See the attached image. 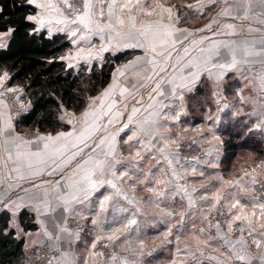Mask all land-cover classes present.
I'll return each instance as SVG.
<instances>
[{"label":"snow or ice","instance_id":"snow-or-ice-1","mask_svg":"<svg viewBox=\"0 0 264 264\" xmlns=\"http://www.w3.org/2000/svg\"><path fill=\"white\" fill-rule=\"evenodd\" d=\"M28 5L34 6L38 11L35 14H29L24 19L25 21L35 25L30 34L38 33L42 29L47 28L51 34L53 25H63L64 27L58 28V31L69 30L71 32V38H75L81 29H69L70 24L80 25L83 29L93 35H100L101 40L104 39V33L107 31L110 33L107 37L108 43L102 44L96 51L91 48L81 47L78 50L77 57L86 61L92 59H102V54L108 51L112 45V41L117 40L116 48H142L145 51V57H137L134 62H130L125 65V69L135 68L142 62L150 65L154 75L165 73L168 75V68L176 70L178 73L173 72L170 78L165 80L161 77L156 81L155 86L150 89V92L156 93L158 96L165 97V99L171 98L173 101H181L179 104H165L163 101L149 104V115L146 116L143 121H133V117L140 111L138 107H133L131 114L127 116V122L120 125L115 131H110L108 126L113 125L115 121L122 115L120 112H113L116 102L113 100L107 106V111H104V102L109 97L113 96L118 88L116 83V77H113V84L106 89L101 97L95 98L93 104L99 102L100 107L94 108L92 104L89 105V109L84 111L77 119L75 116H70L67 123L73 125V131L59 132L56 135H39L37 134L34 139H26L22 136L16 135L15 129L12 124V117L5 116L0 112V137H3L4 151L7 153L6 158L3 160V169L6 171L0 173V183L5 180L11 181L12 177L10 173H16L15 179L17 181H29L32 188L41 189L43 185H52V191L56 195L50 199V192L48 188H43L42 196L37 195L33 197L36 200L34 205L35 211L38 216L47 215L49 213L60 212L59 217L53 216L52 220L55 228L60 233H66L67 235L62 237L60 235L53 236L44 224L43 220L38 222L41 224V228L44 235L54 240L52 250L59 252L58 257L59 264H70V253L61 251L58 246V242L62 239L71 246L72 243L80 239V226H77V230L73 231L68 227L67 221L69 218H86L82 217L80 212H74L73 209L76 205H84L90 207L91 198L99 192V190L107 184L114 189V195L121 197L135 208V211H130L128 207L120 206L118 203L113 202V195L101 194L97 197V207L92 212L91 223L94 226L92 231L99 233L105 232V237L96 235L92 241L91 248L95 249L97 243L102 239H108L112 241L113 245L117 241H122V238L130 236L139 237L141 231V224L145 226L151 223L155 226L157 223L166 224L167 228L164 232L160 233L167 239L168 236L173 234L175 229L177 232L188 231L184 227L185 213L181 212L179 218L175 223L170 221L173 219L172 211L165 207H161V204L165 199H174L175 193H182L181 199H187L188 209H192L196 206V200L193 198V194L200 192V200L208 202L213 201L212 207L215 208L217 204H221V201H225V194H221L216 184L204 185L202 184L201 190L193 188L190 192L185 183H180L183 179L180 172L175 165H180L181 169L188 172L189 169H185L184 165L180 162L179 141L185 138L180 135V118L182 114H186L184 111V93L194 91L196 84L198 83L201 75L207 73L211 78L215 76L217 84L222 81L225 75L233 70L241 73V78L246 69H252L257 63L261 65L258 71L253 73V80L256 82L253 90L258 92L259 100L248 101L242 95V89L237 90L241 103L250 102L254 105L259 103L260 108H264V38L260 41V46L257 47L256 41L245 40L242 45L237 44L235 40H220L212 39L213 36H235L238 35L237 23H229L227 21H249L247 25L248 33L264 31L262 28H256L250 20L251 12V0H232L231 4L229 0H208V4L205 5L203 0H198L197 5L188 4L187 8H196L198 12H203L206 6H215L219 3H223L225 6L221 8L216 17H213L212 21L202 29H198L196 32L189 31L187 29H181L176 27L181 22L179 15L177 14L176 6H165L160 0H108L106 11L102 6L105 0H82V9L77 7L75 0H26ZM259 5L264 8V0H258ZM64 7L71 9V14L66 15ZM180 7H185L181 5ZM256 15L255 23L264 25V11L258 12ZM153 17L156 19H143L138 17ZM224 21L223 23L221 21ZM215 26V27H213ZM15 29L9 28L6 32H0V40H3L5 36H10ZM205 33L196 38L198 33ZM114 33L115 35H111ZM211 33V36L208 35ZM79 39L89 42L88 35H81ZM187 41V44L185 43ZM72 43L76 44L77 40L72 39ZM179 45V49H177ZM207 45V46H205ZM3 43H0V47H4ZM172 50H176L175 63L170 64L169 61L173 59ZM181 50L183 55H181ZM193 53H196L193 55ZM159 56L163 62H158L155 57ZM185 69H188L185 74ZM147 71V69H145ZM117 73L124 75V71L117 69ZM140 75L139 72L136 73ZM8 79V73L5 72L0 76V89L7 92H16L19 89L6 87L5 80ZM146 80H153L154 76L149 75L145 77ZM163 84L170 85V90L165 95V91L162 88ZM144 87L145 85H141ZM121 97L125 96V93H129L127 88H120ZM0 95H3V91H0ZM213 95L218 97L217 104L220 103L219 94L214 92ZM3 101H0L2 104ZM139 103V101H137ZM31 107L21 105V109L27 112ZM62 107V106H61ZM233 108V116L247 115L261 117L260 123L256 124V128H261L264 125V113L258 112L255 108L250 113H243V110L235 109V106L224 103L218 107L217 114L215 116L209 115L206 117L208 124H199L192 127V131L197 132L206 128L207 135L201 134L199 139H192L193 144H203L205 142L211 143L216 141L217 144L204 149L203 154L205 156H211L213 153H219L223 146V140L221 134L217 131L220 124V115L225 109ZM165 109H169V112H165ZM172 109H179L178 111H172ZM109 116L107 124H102L103 117ZM63 119V117H61ZM80 123L82 127L77 130L75 125ZM135 123L134 128H130V125ZM177 129L175 136L173 135V128ZM188 127H184L183 131L187 132ZM132 134L129 135L128 133ZM97 133H100L97 135ZM123 133L120 140L123 144L129 147H134L135 143L144 144L143 137H147V144L145 147H156L158 153L161 155L163 161L166 163L167 168L159 167L161 164L160 159H156L155 156L152 159H156V165L152 167L157 170L160 175L167 177V179H157L156 173L150 168L147 172L140 166V162L145 159L141 152L137 150L134 155L125 157L123 153H118V141L117 137ZM91 141V143H89ZM155 141V144H153ZM15 144L16 151L13 157L12 152L8 150L7 145ZM176 145V151H168L170 145ZM35 145V148L32 146ZM87 149L88 151H85ZM99 150V151H98ZM195 163L192 161H186L189 164L191 173L193 176L205 177L204 170H197L196 164L201 163L199 158H194ZM11 163L13 167L9 170L8 165ZM204 163H209L204 161ZM118 166L123 168V171L117 174ZM215 168V164H210ZM261 169H264V163L259 165ZM47 175L48 177H57L55 179H40ZM113 178H107V177ZM248 177L249 179H245ZM126 178V179H125ZM215 179L220 185L228 184V191L226 196L231 198V202H225L222 204L219 214L224 216L225 210L231 213L230 216L225 218V223L232 227V221H238L240 223L239 228L234 229L240 233L238 239L235 241L229 240L228 237L221 233L220 222L217 221L214 225L216 232H205L204 228H198L195 224H192V229L198 231L201 235L207 237L204 241L206 245L212 246L210 242L215 241L220 246L227 250L228 254L234 258L235 262H246V264H252V259L248 257L246 248L254 246L256 249H260L262 243H264V232L257 233L256 229L252 227L254 220H264V200H261L259 196L249 195V192L256 190V186L259 184L261 192H264V183L258 180V176L255 170L245 171L243 176L233 179L232 181H226L223 176L216 175ZM117 181L131 182L130 187L135 191V185H143L149 193L153 195L149 197L147 203L155 208L160 209V214L153 220L147 219V213L144 208L140 206V201L136 198L129 197L120 187L117 185ZM162 186V187H160ZM17 188H20L19 183L16 184ZM8 188H12L11 182H9ZM216 188V191L212 189ZM173 189V191H169ZM24 191L29 189L24 188ZM169 195L166 197L165 193ZM22 199V198H21ZM53 200L55 206H53ZM11 205V207H9ZM0 207L8 208L12 212L13 217L16 215V211L21 207L15 200L12 199L11 193L0 200ZM251 209L250 213H245V209ZM111 209V217L104 215ZM127 214V215H125ZM138 216H145V221L141 222L137 219ZM15 220L10 223V227H16ZM107 226V227H106ZM247 230V235L250 238V244L245 240L244 233ZM179 240V235L176 236ZM131 244V240L127 241ZM171 243V241H167ZM139 243L143 246L144 240L140 239ZM240 245V248L236 246ZM105 247L109 245L105 244ZM179 251V249H178ZM185 251L194 253L195 250L185 246ZM93 255H103L102 253H93ZM148 256L152 255V252L147 253ZM201 257H204V253H200ZM111 262L116 264L117 255L113 248L111 253ZM207 260L216 261V264H224L223 261H219L215 256H207ZM259 264H264V254L259 258ZM48 264H52L49 260ZM119 264H141V260L129 261L126 257H121ZM196 264H203L202 259H198Z\"/></svg>","mask_w":264,"mask_h":264},{"label":"crops","instance_id":"crops-1","mask_svg":"<svg viewBox=\"0 0 264 264\" xmlns=\"http://www.w3.org/2000/svg\"><path fill=\"white\" fill-rule=\"evenodd\" d=\"M71 2V0H70ZM76 5H82V0H75ZM232 0H229V3L231 4ZM198 0H186L185 7H176L177 14L180 17L181 22L176 25V27L181 29H187L192 32H196L198 29L204 28L206 25H208L213 17H216L218 13L220 12L221 8H223L225 5L223 3H219L215 6H206L204 8L203 12H198L197 9L194 8H187L186 5L193 4L197 5ZM203 3L205 5L208 4V0H203ZM178 4V2L176 3ZM62 8H64L65 14L69 15L71 14V10L68 9L65 10L66 7H64L63 4L60 5ZM172 6V5H170ZM38 10H36L37 12ZM69 11L70 13H67ZM264 11V8H262L258 0H251V12H250V20L254 24L256 28H262L264 29V25L255 23L256 21V13ZM35 12V13H36ZM34 13V14H35ZM143 19H156L155 16L153 17H138ZM224 22L223 20L221 21ZM229 23H237L238 25H243V27L238 26V35L235 36H213L212 39H220V40H235L237 41V44L242 45L245 40H254L256 41L257 47L260 46V41L262 38H264V31L261 32H252L251 34L248 33L247 25L249 21H227ZM64 27L63 25H53L51 34L49 33L48 29H42L47 32L48 35H54L58 33L65 34L68 39L71 42V47L66 51L63 58L67 62L68 66L72 67L75 71H79L83 65L85 66H92L91 63H99L101 65L104 62V55L106 53L115 55L117 53H126L128 55V58L126 60H123L116 64L115 69L112 72L111 79L107 86L102 89L98 94L91 96L88 100L87 105L80 111L75 112L73 110H64L62 113L63 122L68 125L67 128L57 130L55 132H41L38 130H27V131H20L17 128V118L19 117L22 112L21 105L28 106L29 102L26 99L25 91L23 88L19 86H10L8 84L9 81V74L8 79L5 80V86L6 87H12L19 89V91L16 92H7L3 89H0V91H3V95H0V101H3L2 104H0V112L4 113L5 116L12 117V124L15 129L16 135L22 136L26 139H34L37 134L39 135H56L59 132H69L73 131V125L67 123L70 116H75L77 119L81 116V114L89 109V105L92 104L94 108H99V102L97 101L96 104H93V100L95 98L101 97L103 92L108 89L113 84V77L115 75L116 77V83L118 85V88L115 92V94L111 97H109L104 102V111H107V106L109 103H111L113 100L116 102L115 108L112 109L113 112H120L122 115L115 121L113 125H109L108 128L110 131H115L117 128L120 127L121 124L127 122V116L131 114L132 108L138 107L140 109L139 112L136 113V115L133 117V121H143V119L149 115V111L151 109H148L149 104H154L160 101H163L165 104H179L181 101H173L171 98L165 99V97L158 96L154 92H150V89L155 86V83L157 80H159L161 77H164L165 80L171 77L174 71L178 73V68L176 70H173L172 68H168V75H165V73H160L159 75H154L151 66L147 65L145 63H141L140 65H137L135 68H129L125 69L124 66L128 65L130 62H134L137 57H145V51L142 48H116L117 40L112 41L111 47H109L108 51L104 52L102 54V59H92L90 62L79 59L77 57V53L79 48H91V50L96 51L100 48L102 44H107L108 40L107 37L110 33L107 31L104 33V39L101 40L100 35H93L91 33L86 32L82 26L70 24L68 26L69 29H76L80 28L81 31L78 32L77 37L71 38V32L69 30L65 31H58V28ZM215 27V26H213ZM6 32V31H3ZM205 33H198L196 38L199 39L200 36L204 35ZM81 35H88L89 36V42H85V40L79 39V36ZM111 35H115L114 33H111ZM209 36H211V33H208ZM11 36V35H10ZM10 36H5L3 40H0V43H3L5 46L8 44ZM72 39H76L77 43L73 44ZM187 44V41L185 42ZM4 46V47H5ZM207 46V45H205ZM3 48V47H0ZM177 49H179V45H177ZM181 55H183V52L181 50ZM196 53H193L195 55ZM107 55V54H106ZM172 57L173 59L169 61L170 64L175 63V57H176V50H172ZM147 59V57H145ZM155 59L158 62H163L162 58L159 56H156ZM261 65L257 63L252 69H246L243 73V77L241 78V73L238 71H231L227 73L222 81L217 84L215 80V76H212L211 78L208 76L207 73H203L196 84V87L194 91L192 92H185L184 93V111L186 114H182L180 118V135L181 137L191 139H182L179 141L180 148H179V155H180V162L184 165L185 169H189L188 172H185L184 169L180 168V165H175L177 170L180 172L183 179L179 181L180 183H185L188 187L189 191L191 192L193 188L201 190L202 191V184L204 185H210V184H216L217 188L219 189V192L221 194H225V201L231 202V198L226 196V193L228 189V184L220 185L217 180L215 179L216 175H221L224 177L226 181H232L233 179L227 178L225 175L224 169L228 168L229 166H226V160L228 158V154L230 155L231 150H228L226 147V143L228 142H238L243 143L246 141V137H252V139H256L258 141H261L264 148V125L261 126V128H256L255 125L260 123L261 117L256 116H247V115H239V116H233V108L225 109L224 112L219 113L220 115V124L217 131L221 134V139L223 140V146L221 147L219 153H213L211 156H205L203 154L204 149H207L209 147H212L213 145L217 144L216 141H212L211 143L205 142L203 144H193L192 139H199L200 135H207L206 128L202 129L201 131L194 132L192 131V127H195L199 124H208L210 121H207L206 117L209 115L215 116L217 114L218 107L222 106L224 103H228L229 105L235 106V109L243 110V113H250L255 108L258 112L264 113V108L259 107V103L254 105L250 102L241 103L239 96L237 95V90L242 89V95L246 98V100H259L258 92L253 90L255 87L256 82L253 80V73L255 71H258L260 69ZM121 69L124 71V75H120L117 73V69ZM147 69V71H145ZM139 72L140 75H137L136 73ZM188 69H185V74H187ZM5 72H0V76H2ZM153 75L154 79L149 81L146 80L145 77ZM141 85H145L142 87ZM170 85L163 84L162 88L165 91V95L167 96ZM120 88H127L129 90V93H132V95H129L128 93H125L124 97H121L120 95ZM216 92L219 94L220 103L217 104L218 97L216 95H213V93ZM139 101V103H137ZM179 109H172V111H178ZM165 112H169V115L171 112L169 109H165ZM110 117L105 116L101 120L102 124H107V121ZM82 127V125L78 122L75 125V128L79 130ZM135 123L133 125H130V128H134ZM184 127H188L189 130L187 132L183 131ZM177 129L175 127L173 128V135L175 136ZM241 132L243 135L241 138H237L234 140L232 137L234 134ZM100 133H97L99 135ZM129 135L132 133L129 132ZM123 136V133L120 134V136L117 137L118 141V153H123L125 157L129 155H134L137 150L141 152V155L145 157L144 160L140 162V166L144 169L145 172H147L150 168H152V171L156 173L157 179L164 180L167 179V177L160 175L155 168H153V165H156V159L161 160V164L159 167L167 168L166 163L163 161L161 155L158 153L157 148L160 147V145H157L156 147H145L144 145L147 144V137H143L144 144L135 143L134 147H129L128 145L123 144V142L120 140V138ZM91 143V141L89 142ZM153 144H155V141H153ZM35 148V145L32 146ZM7 148L9 151L12 152L13 157L15 156L16 151V145L15 144H9L7 145ZM251 149L244 147L241 145V147L233 154V159L236 157L237 159L243 158L242 154L244 152H249ZM85 151H88L85 149ZM99 151V150H98ZM168 151L175 152L176 151V145H170V148ZM239 151V152H238ZM252 151V150H251ZM249 152L251 154L256 155V152L252 151ZM261 160L254 162L252 165H243L239 167V170L234 171L233 173L236 174V178H239L243 176V173L245 171H252L255 170L258 176V180L261 183H264V169H261L259 165L261 163H264V152L259 153ZM7 153L4 151V145H3V137H0V173L5 172L6 170L3 169V160L6 158ZM155 156L156 159H152V157ZM199 158L201 163L196 164L197 170H204L206 175L205 177L200 176H193L191 173L189 164L186 163V161H192L195 163L194 158ZM204 161H208L209 163H204ZM210 164H215L216 167L213 168L210 166ZM13 167L11 163L8 165V169L10 170ZM123 171V168L118 166L117 174L119 175V172ZM225 173V174H224ZM12 180L8 181L5 180L3 183H0V200H3L6 198L9 193L12 195V199L15 200L18 204L21 205V207L16 211L15 217H13L12 212L8 210V208L0 207V211L8 210L10 212V221L9 224L15 220L16 227H9L10 229H13L15 231L16 236L23 237L25 239V246H24V260L23 264H29L38 256L39 248L45 243L48 242L50 246L52 247L54 243H56L54 240L48 239L41 228V224L38 222L39 220H43L45 226L47 229L52 232L53 236L60 235L62 237L66 236V233H60L57 228H55L52 217L57 216L59 217V210L56 213H49L47 215L38 216L37 212L35 211L34 205L36 203V200L33 199V197L37 195L42 196L43 188H48L50 192L49 198L52 199L56 193L53 192L52 185L46 184L43 185L41 189H36L31 187V183L29 181H17L15 179L16 173L12 172L10 173ZM57 177H48L47 175L40 177V179H55ZM107 178H113V177H107ZM235 178V179H236ZM126 179V178H125ZM245 179H249L248 177H245ZM9 182L12 184V188L9 189L8 185ZM19 183L21 185L20 188L16 187V184ZM131 182H124V181H117L118 187H120L129 197H135L136 200L140 201V206L144 208L145 213H147V219L149 221L155 219L160 214V209L153 207L149 203H147L150 196H152V193H149L146 188L143 185L136 184L135 185V191L132 190V188L129 186ZM162 187V186H160ZM27 188L28 191H24L23 189ZM213 191H216V188L212 189ZM114 189L109 187L107 184L102 187L99 192H97L90 201V207H85L84 205H76L73 209L74 212H80L82 217L86 218H80L77 217L75 219L69 218L67 221L68 227L73 231V233L77 230V228H74L70 226V224L74 222H81L83 223V226H81L80 231V239L78 241H75L74 243L69 246L68 243H66L63 239L58 242V246L61 249V251H66L70 253L69 262L70 264H102L101 263V257L107 256L105 255L107 252L103 253L102 249H99L97 246L95 249L91 248L92 241L95 239L96 235L98 234H104L101 237H105V232H99L96 233L92 231L94 226L91 223L92 219V212L97 207V197H100L101 194L104 195H113V202L118 203L120 206L128 207L130 211H135V208L131 205H128L125 200L121 197H116L114 195ZM169 191H173V189H170ZM260 197L261 200H264V192H261L259 184L256 186V190L253 192H249V195ZM169 195L168 192L165 193V196L167 197ZM183 196L182 193H175L174 199L168 200L165 199L163 203L161 204V207H165L168 210L172 211L173 213V219L170 221L171 223H175L176 220L179 218V214L181 212H184L185 215V221L188 223V231L184 232H178L177 234H192V249L195 250L194 253H192V264H196V261L198 259L203 260V264H214L211 261L207 260L206 257L211 255L218 258L219 261H222V258L220 255L226 254L227 250L222 248L219 243L212 241L210 242L212 246H208L205 244V240L207 239L206 236L201 235L198 231H194L192 229V224H195L198 228H204L205 232H211L215 234V230H213L210 226L211 217L208 215H211L212 203L213 201L209 200L208 202H204L200 200V192L194 193L193 198L196 200V206L192 209H188L187 205V199H181ZM263 199H262V198ZM22 198V199H21ZM230 198V200H229ZM224 202V201H223ZM53 206H55V201L53 200ZM11 207V205H9ZM216 207V206H215ZM23 210H26L29 212V216L33 219V222L37 224V227L35 229H26L24 225L22 224L21 220V213ZM211 210V211H210ZM210 212V213H209ZM109 217H111V209L108 213L104 214ZM127 215V214H125ZM137 219L141 222L145 221V216H138ZM264 225V224H263ZM262 224H260V227H263ZM107 227V226H106ZM167 227L166 224H160L157 223L155 226H153L151 223L147 224L145 226L143 223L141 224V231L140 234H160L164 232ZM176 232V230H173ZM257 232V231H256ZM260 232H264L261 230ZM259 231L257 233H260ZM141 237H147L148 235H141ZM128 238H137L135 236H130L127 238H123L124 240H128ZM107 243H111L110 248L112 246V241L106 239ZM99 244L102 243V240L98 242ZM101 246H104L101 244ZM237 248H240V245L236 246ZM113 250V248H112ZM93 253H102L103 255H93ZM200 253H204V257L200 256ZM248 257L253 258L252 264H259V257L264 254V243H262L260 249H256L254 246L246 248V253ZM229 257V255H228ZM221 258V259H220ZM224 264H246V262H235L234 258H227L223 260ZM104 264V263H103Z\"/></svg>","mask_w":264,"mask_h":264},{"label":"trees","instance_id":"trees-1","mask_svg":"<svg viewBox=\"0 0 264 264\" xmlns=\"http://www.w3.org/2000/svg\"><path fill=\"white\" fill-rule=\"evenodd\" d=\"M36 10L26 0H0V32L15 29L8 44L0 48V72L9 74L10 86L23 88L31 104L28 111L17 118L18 130L55 132L68 127L61 119L64 110L80 112L91 96L107 86L116 64L126 60L128 55L108 54L101 66L96 65L89 72L75 71L63 58L71 47L65 34L48 35L45 30L30 34L35 25L24 18ZM242 135L238 132L232 138L236 140ZM241 145L258 155L264 152L261 141L246 137L243 143H226L231 150L227 160L232 159ZM21 220L26 229L37 227L26 210L22 211ZM9 221L10 212L0 211V264H23L25 239L16 236L9 228Z\"/></svg>","mask_w":264,"mask_h":264},{"label":"rangeland","instance_id":"rangeland-1","mask_svg":"<svg viewBox=\"0 0 264 264\" xmlns=\"http://www.w3.org/2000/svg\"><path fill=\"white\" fill-rule=\"evenodd\" d=\"M107 2H108V0H105L104 5H102L105 8V11H106ZM160 2L164 3L166 7L170 6V5H175L176 7H180L181 5H185L186 0H160ZM177 2H178V4H176ZM77 7H80L82 9V5H79ZM181 8H183V7H181ZM67 9L69 11L71 10L69 8H65V10H67ZM106 54L104 55V62L108 57V53H106ZM91 64H93L91 67L83 65L81 67V69H84V71L89 72L94 66H96V65L101 66L102 65V64L99 65V63H91ZM256 148H257V146H256ZM249 152H247V151L244 152L242 154V156H244L243 158H239L237 160H232V159L226 160V166L228 164H231V165H228L231 167L224 169L225 173H227V175H225L227 178L235 179L237 176L233 172L239 170L240 166L252 165L254 162L261 160L260 154L254 155V154H251ZM224 193H226V192H224ZM254 194L257 195L256 192H254ZM229 200H230V198H229ZM225 202L226 201H224V202L221 201V204H217L215 208H212L213 209L212 211L210 210L211 215H208L211 217L210 218L211 219L210 226L213 230L216 231L214 225L217 221H219L220 225H221V233L226 235L229 240L235 241L236 239H238L240 233L238 231H235L234 229L239 228L240 223L238 221L233 220L232 221V227L229 228V225L224 222L225 218L231 215V213H229L227 210H225L224 216H221L219 214L221 206ZM244 211H245V213H250L251 209L248 208V209H245ZM260 224L263 225L264 220H254L252 223V227L255 228L257 232L258 231L260 232L261 230L264 231V225H263V227L258 228L260 226ZM184 227L186 229H188L189 228L188 223H185ZM182 231L183 230H181L180 232H182ZM177 233H178L177 231L176 232L173 231V234L168 236L167 239L165 238V236H163L161 234H140V236L137 238H131V239L128 238V240H131V244H129L127 242L128 240H124L122 238V241H117L115 245L112 244L111 248H110L111 243L109 244L106 242L105 239H102V243H100V244L97 243V246L99 247V249H102L103 253L107 252L105 254L107 256L103 255L101 257V263L102 264L103 263L104 264H112L110 257H111V253L113 251L112 248H114L115 253L117 255L116 264H119L121 257H126L130 262L133 260L139 259V260H141V264H192V257H193L192 253L185 251L186 245L188 246V248L192 249V234H177ZM99 235L102 236L104 234H99ZM141 235H148L149 238L141 237ZM177 235H179V237H180L179 240L176 239ZM244 236H245V240H247L250 244L251 241L247 235V230L245 231ZM140 239L144 240L143 246H141L139 243ZM169 240L171 241V243L167 242ZM101 244H103V245L107 244V245H109V247L101 246ZM178 249H179V251H178ZM148 252H152V255L148 256L147 255ZM228 255H229L228 252H226V254L223 253V255H220V257L222 258V261L227 259V258H232L230 255L228 257ZM211 262L216 264V261H211Z\"/></svg>","mask_w":264,"mask_h":264},{"label":"built area","instance_id":"built-area-1","mask_svg":"<svg viewBox=\"0 0 264 264\" xmlns=\"http://www.w3.org/2000/svg\"><path fill=\"white\" fill-rule=\"evenodd\" d=\"M67 13H70L67 11ZM23 113V112H22ZM70 226L77 228V226H83L81 222H74L70 224ZM38 256L29 264H48L49 260L52 261V264H59L58 257L60 256L59 252H55L52 250V247L48 242H45L40 248L38 252Z\"/></svg>","mask_w":264,"mask_h":264}]
</instances>
